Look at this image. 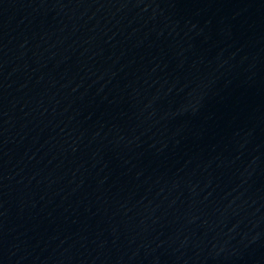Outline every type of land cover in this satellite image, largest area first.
I'll list each match as a JSON object with an SVG mask.
<instances>
[{
  "label": "water",
  "instance_id": "water-1",
  "mask_svg": "<svg viewBox=\"0 0 264 264\" xmlns=\"http://www.w3.org/2000/svg\"><path fill=\"white\" fill-rule=\"evenodd\" d=\"M0 264H264V0H0Z\"/></svg>",
  "mask_w": 264,
  "mask_h": 264
}]
</instances>
